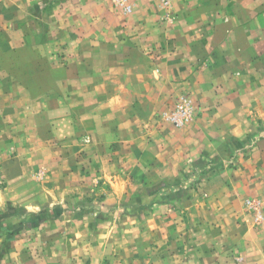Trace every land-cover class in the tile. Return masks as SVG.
<instances>
[{
    "label": "rangeland",
    "instance_id": "374dc122",
    "mask_svg": "<svg viewBox=\"0 0 264 264\" xmlns=\"http://www.w3.org/2000/svg\"><path fill=\"white\" fill-rule=\"evenodd\" d=\"M187 1L188 8L181 0H147L139 13L154 21L138 23L134 0H0V264H52L58 254H72L69 264H184L179 256L184 246L195 248L189 236L197 233L184 206L218 202L206 193L207 179L238 168L251 148L242 144L259 138L264 146V132L191 162L170 150L156 156L146 144H101V91L123 86L106 85L100 69L85 62L100 60V51L86 52L92 44H117L97 32L92 3L105 2L118 20L106 30L161 29L154 41L160 48L176 41L170 32L186 20L197 24L199 11L212 10L211 1ZM87 72L95 78L89 84ZM173 93L148 123L164 137L197 118L192 94ZM238 201L242 219L253 227L264 222V198Z\"/></svg>",
    "mask_w": 264,
    "mask_h": 264
},
{
    "label": "crops",
    "instance_id": "0c3cea01",
    "mask_svg": "<svg viewBox=\"0 0 264 264\" xmlns=\"http://www.w3.org/2000/svg\"><path fill=\"white\" fill-rule=\"evenodd\" d=\"M201 1H211V12L199 11L197 24L186 20L178 31L170 32L176 41L160 48L154 41L163 33L161 29L149 27L144 33L136 28L106 30L108 23L118 20L113 19L105 2L91 4L97 32H104L102 36L107 39L117 38V44H92L86 52L95 56L100 51V57L96 56L100 60L85 62V68L100 69V79L106 85L117 80L123 86L118 93L113 88L111 93L101 91L105 95L101 107L106 109L100 113L101 144H115L117 149L121 144H146L156 156L170 150L176 158L191 162L202 154L223 155L233 141L242 142L250 139L252 132H264V0L196 3ZM134 2L135 22L154 21L139 13L150 6L147 0ZM180 3L187 8L190 5L187 0ZM183 17L180 13L178 20ZM86 36L87 40L92 38ZM131 38L137 41L131 42ZM114 49L118 50L117 57L111 55ZM77 64L74 61L75 67ZM84 77L86 83L89 78L95 79L89 72ZM80 78L83 76L75 79L76 84ZM129 81L131 87L125 90L124 84ZM135 84L142 85L147 93L141 94L142 88L137 90ZM181 89L190 92L197 102L196 121L188 130L164 137L149 126V119L161 101V105L170 102L173 90L176 93ZM77 93L76 98L82 95ZM254 139L253 144H242L244 149L251 148L241 156L238 168L223 169L204 184L208 197L218 202L184 206L190 228L197 230L189 236L195 248L187 250L184 246L179 256L184 264H264V222L253 227L242 219L238 201L247 195L264 198V146L259 138ZM72 259V254H58L51 260H55L52 264H69Z\"/></svg>",
    "mask_w": 264,
    "mask_h": 264
}]
</instances>
